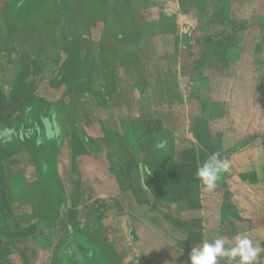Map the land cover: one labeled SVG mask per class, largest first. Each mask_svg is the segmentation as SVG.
<instances>
[{"label":"rangeland","instance_id":"rangeland-1","mask_svg":"<svg viewBox=\"0 0 264 264\" xmlns=\"http://www.w3.org/2000/svg\"><path fill=\"white\" fill-rule=\"evenodd\" d=\"M52 4L53 0H29L19 4L15 14L11 13L26 29L30 28L32 18L48 15ZM96 4L100 9L94 15L92 10L84 11L88 19L97 17L96 23L88 20L87 31L71 42H55L59 56L48 62L52 71L42 75L41 81L60 83L63 81V68L71 69V74L66 75L71 83L67 92L76 102L86 96L88 131L106 132L111 153L120 156L118 159L122 164L126 163L129 119L134 112L137 121L141 108L143 117L152 113L156 118L162 116L164 121L161 125L167 130L175 128L178 122L172 120L180 112L183 113L188 117L187 121L185 119V130L196 142L199 135L214 127L216 148L222 146L220 132L224 129L232 136L230 147L234 146L239 141L242 126V133L246 132V137L251 136L249 147L254 150H248L243 171L249 175L255 172L258 183L256 186L248 185L245 191L247 198L256 199L253 203L260 208L258 219L264 223V89H258L259 84H264V0H84L83 6L93 9ZM55 28V33L59 35L60 29ZM75 33L72 32V38ZM240 37L244 40L240 41ZM80 38L83 40L80 41ZM153 70H165V73L153 74ZM80 84L82 91L86 92L85 96L79 90ZM240 84L245 86L240 89ZM41 85L45 87V98L54 96L57 99L63 92L62 89H51L48 84ZM134 85L137 90H144L142 98H135L136 103L129 99L132 95L130 86ZM155 90H159L160 95L154 94ZM223 95L227 98L224 121V107L218 101ZM155 98L160 100L155 101ZM256 99L258 106L255 105ZM239 101L242 106H239ZM241 113L248 114L247 121L241 122ZM191 114L203 115L199 121H194ZM206 115H209V121ZM204 116L206 119L202 120ZM145 123L151 124L149 121ZM226 155L225 150L221 158L227 160ZM199 156L203 157L201 153ZM205 159L195 158L197 168H185L183 174L178 175L183 177V184L177 187V192L174 186L167 184V171H161L159 175L165 187L160 193L167 197L178 195L181 199L185 198L184 229H166L165 235L161 236L162 242L148 232L143 246L133 244L128 229L115 228V200L119 202V213L126 210V187L122 186L125 182L120 179L118 183L110 164L103 158L89 163L88 195L86 204L81 203V210L88 208L87 224H91L87 229L88 235L97 249L91 250L86 259L74 256L75 263L91 264L96 258L105 257L110 264H116L117 259L134 258L133 251L135 264H144L145 260L149 264H190L191 250L202 247L204 242L224 238L226 247L231 246L232 238L239 234L235 233L239 229H234V225L239 223L223 221V213L227 211L223 207L224 173L213 191L204 190L198 180L196 171ZM239 163V158L231 162L227 178L231 177L234 181L238 177L239 180ZM242 163L245 164L244 159ZM94 175L102 178L92 180ZM23 189L19 187L18 191H25ZM155 189V186L151 187L153 194H156ZM235 189L233 185V193ZM208 194L213 198L212 202L207 201ZM189 197H194V200L187 203ZM207 206L211 216L207 214ZM213 209L218 218L216 222L211 220ZM190 210L207 215L202 218L204 224L200 232L196 230V222L192 224L187 219ZM232 212H235L234 208ZM123 222L124 219L120 220L124 225ZM96 223L98 229H95ZM228 223L233 225L232 229H228ZM61 230L56 229V234L59 235ZM66 230L69 234V229H64L65 233ZM244 230L248 232L242 236H247L254 244L264 245V229H253V233L250 229ZM33 237L32 241L39 238L36 235ZM59 237L56 236V246L63 238ZM84 238L82 231L69 236L73 244L84 242ZM22 239L27 240L25 236ZM26 243L29 242H25V251ZM146 243L148 248L145 249ZM71 253L69 248L66 255ZM25 260L27 262L26 257ZM65 262L60 260V264ZM219 264H227V260H220ZM256 264H264V253L260 254Z\"/></svg>","mask_w":264,"mask_h":264},{"label":"crops","instance_id":"crops-1","mask_svg":"<svg viewBox=\"0 0 264 264\" xmlns=\"http://www.w3.org/2000/svg\"><path fill=\"white\" fill-rule=\"evenodd\" d=\"M26 1L29 0H0V264H60V260H66L65 264H76L74 256L86 259L91 250L97 249L88 235L87 229L91 226L87 224L88 208L82 211L81 203L86 204L85 198L88 195L89 163L102 158L110 164L118 183L120 179L125 182L122 186L126 187V210L119 213V202L116 199L113 220L116 229H128L135 246L136 243L144 245L148 232L156 235L157 241L162 242L161 236L165 235L166 229H184L185 198L181 199L178 195L167 197L160 193L165 187V182L159 175L161 171H167L169 182L166 183L174 186L177 192V187L183 184V177L178 175H182L185 168H197L195 158L205 159L214 152L221 154L225 150L229 165L236 158L241 163L239 180L238 177L234 181L231 177L227 178V173L224 172L223 207L227 211H224L222 219L226 223H239L234 225V229H239L235 233L240 235L248 232L244 229H250L251 233L254 232L253 229H264V223L258 219L260 208L253 203L256 199H251L250 196L247 198L245 191L249 188L248 185L256 186L258 183L255 172L249 175L243 171L247 152L251 151V136L246 137L247 133H242V126L239 141L234 146L230 147L232 136L224 129L219 134L222 146L216 148L217 133L214 127H209L210 130L199 135L196 142L185 130V119L187 121L188 117L183 113L180 112L172 120L178 122L175 128L167 130L161 125V121H164L162 116L156 118L152 113L153 115L143 117L141 108L138 122L134 112L129 119L126 163L122 164L118 159L120 156L111 153L106 132L88 131L85 106L87 99L82 85H79V90L85 97L80 98L79 102L73 100L67 92L71 89V83L66 75L71 74V69L63 68V81L60 83L41 81L42 75L52 71V65L48 62L59 56L55 42H71L86 32L87 21L90 20L93 24L98 19L93 16L88 19L84 11L92 10L94 15L100 9L99 6L96 4L93 9H87L83 6L84 0H53L48 8V15L32 18L30 28L25 29L11 12L15 14L18 5ZM55 27L60 29L59 35L55 33ZM72 32H76L74 38ZM243 40L240 37V41ZM158 72L165 73V70L151 71L153 74ZM41 84H48L51 89H62V96L57 99L54 96L45 98V87ZM239 87L243 88L241 84ZM258 89L263 90L264 84H259ZM130 90L132 95L129 99L133 103H136L137 96L142 98L144 90H137L135 85L130 86ZM153 93L160 95L159 90ZM156 99L160 100L155 98V101ZM218 101L224 107V121L226 95L218 98ZM238 103L242 106L240 101ZM191 115L194 121H199L203 114ZM247 115L241 113V122L248 120ZM206 118L207 121L210 120L209 115ZM206 118L204 116L202 120ZM135 121L139 123L137 129ZM145 121L151 124H146ZM161 144L163 147H159ZM200 153L203 157L199 156ZM110 177L113 178L112 174ZM92 178L102 177L94 175ZM233 185L237 188L235 193L232 191ZM153 186L156 187V194L151 191ZM19 187H24L25 191L19 192ZM209 195L207 201L212 202L213 198ZM191 200L194 197H189L187 203ZM232 208L235 209L234 213ZM207 209V214L210 215L208 206ZM188 214L189 223L196 222L198 231L203 229L202 218L207 215L203 216L193 210ZM212 214L211 220L216 222L218 218L214 209ZM123 219L124 225L120 223ZM227 226L228 229L233 228L230 223ZM56 229H62L59 235L56 234ZM64 229H69L70 233L67 234V230L65 233ZM95 229H98L97 223ZM79 231L85 234L84 242L73 244L69 236ZM34 235L39 236L37 241H32L35 239ZM23 236L27 240L22 239ZM56 236L63 237L58 246ZM26 241L29 243H26L25 251ZM69 248L72 253L66 255ZM144 248H148L147 243ZM132 256L134 258L122 261L117 259L116 264H135L133 251ZM93 261L91 264H110L105 257ZM144 264H149L148 260Z\"/></svg>","mask_w":264,"mask_h":264},{"label":"clouds","instance_id":"clouds-1","mask_svg":"<svg viewBox=\"0 0 264 264\" xmlns=\"http://www.w3.org/2000/svg\"><path fill=\"white\" fill-rule=\"evenodd\" d=\"M163 147V144L159 145ZM229 162L221 158L219 152L212 153L197 169L196 176L206 191H213L222 173L227 172ZM264 253V245L254 244L247 236L237 234L232 238L231 246L226 247L224 238L213 242H204L202 247H194L190 252V264H256L258 257Z\"/></svg>","mask_w":264,"mask_h":264}]
</instances>
